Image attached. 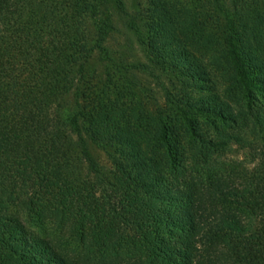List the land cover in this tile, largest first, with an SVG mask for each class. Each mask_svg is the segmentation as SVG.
Masks as SVG:
<instances>
[{"label": "trees", "instance_id": "obj_1", "mask_svg": "<svg viewBox=\"0 0 264 264\" xmlns=\"http://www.w3.org/2000/svg\"><path fill=\"white\" fill-rule=\"evenodd\" d=\"M108 1L0 0V264H264V80L240 3L207 0L200 12L157 0L163 31L153 26L147 42L136 29L147 63L130 65L164 92L150 120L124 100L123 74L107 70L113 87L88 93L90 59L111 60ZM177 33L205 56L217 41L236 88L196 93L195 71L170 101L159 73L185 66L165 50ZM231 142L250 150L252 168L217 166Z\"/></svg>", "mask_w": 264, "mask_h": 264}, {"label": "rangeland", "instance_id": "obj_2", "mask_svg": "<svg viewBox=\"0 0 264 264\" xmlns=\"http://www.w3.org/2000/svg\"><path fill=\"white\" fill-rule=\"evenodd\" d=\"M206 1L170 0L169 3L171 7L174 4L176 10L182 7L194 6L200 12H204L207 9ZM224 1L229 9L235 11L236 8H232V0ZM237 1L240 3L242 11L240 13L241 17L237 16L236 21L238 25L243 23L242 29L240 26L243 39L248 41L247 43L250 45L248 46L250 48L247 47V50L250 51L247 55L253 63L259 65V77L264 80V0ZM156 5L157 0H109L106 3V13L111 16L113 30L106 39V45L111 60H104L98 54H95L90 59L89 65L85 70L87 72L85 78L87 79L86 86L91 87L88 93H96L104 85L110 86L113 83L112 81H106L108 78L107 70L110 71L113 77H120L123 74V78H119L120 81L118 80V82L120 87L122 85L126 87L127 96L124 97V100L134 101L137 104L138 107L136 109L141 110L138 118L142 117L150 120L154 119V111L157 106L165 102L164 92L158 84L156 76L146 69L134 68L130 65L147 63L145 45L138 37L136 29L140 30L147 42H149L151 37L153 26L157 30L155 35L159 36V32L163 31L162 26H158L157 20L152 15V10ZM257 7L262 13L263 21H257L254 18L257 14L255 12ZM181 19L175 18L177 23ZM132 20L133 23L130 24ZM246 26L249 28L246 29ZM207 35L210 36L209 39H214L210 27L207 28ZM168 39L170 44L165 50L168 53L170 52V65L176 66L177 63L174 62L176 56L180 57L182 61L184 60L185 65L183 66V64L179 63L180 70L176 71L172 69L165 73L156 71L157 74H160L159 77L163 81L166 83L170 81V101L175 94L185 96L187 88L185 89L184 84L193 85L195 83V78L187 75L195 71L202 73L199 81L202 80L203 88L207 89V92L205 90H194L196 93L218 92L219 95L225 97L227 90L232 87L236 88L229 60L219 45H217V41L209 56H205V54L198 53L196 50L197 46L195 43L198 40L190 42L188 38L180 33H177V36L170 35ZM203 41L205 40L203 39ZM159 49L164 51V47ZM185 50L193 55H185ZM124 64L127 65L126 68L120 67V65ZM116 66L118 67L117 69H115ZM262 86L264 87V83ZM110 87L113 86L111 85ZM113 89L115 90L116 88ZM262 104H264V99L258 103V106ZM90 147L92 153L100 159V164L108 166L109 157L107 151L93 144ZM249 153L250 150L243 144L231 142L227 148L216 151L213 157L216 159L217 166L226 165L238 169L252 168L253 158Z\"/></svg>", "mask_w": 264, "mask_h": 264}]
</instances>
